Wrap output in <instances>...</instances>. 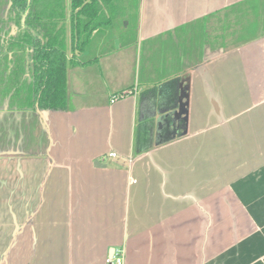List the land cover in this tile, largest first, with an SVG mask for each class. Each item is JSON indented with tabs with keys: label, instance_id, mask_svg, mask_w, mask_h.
<instances>
[{
	"label": "crops",
	"instance_id": "crops-1",
	"mask_svg": "<svg viewBox=\"0 0 264 264\" xmlns=\"http://www.w3.org/2000/svg\"><path fill=\"white\" fill-rule=\"evenodd\" d=\"M247 1L110 0L91 62L67 65L65 111L29 106V50L19 27L0 30V264L115 251L124 264H264V0ZM239 16L244 39L225 46ZM174 77L187 124L169 141L157 86ZM145 120L153 146L133 156ZM31 126L44 145L28 143Z\"/></svg>",
	"mask_w": 264,
	"mask_h": 264
},
{
	"label": "trees",
	"instance_id": "trees-1",
	"mask_svg": "<svg viewBox=\"0 0 264 264\" xmlns=\"http://www.w3.org/2000/svg\"><path fill=\"white\" fill-rule=\"evenodd\" d=\"M248 0L245 3H253ZM12 11L18 18L19 37L23 49L29 50L30 84L28 104L34 111H65L67 108V65H88L75 61L74 53L84 52L89 46V39L96 29L107 26L102 21V6L110 0H12ZM245 3H241L245 4ZM240 6V5H239ZM257 7H254V11ZM66 24L70 53L66 47ZM21 48V46H19ZM24 50V53L26 51ZM178 77L167 79L157 86L159 96L158 109L161 114H172L177 111L180 101ZM120 92L114 97H122ZM186 94V93H185ZM183 109L175 120L168 118L171 139L186 134L187 105L184 98ZM162 143H156L159 146ZM153 146L152 126L149 121L136 124L133 140V156L145 153Z\"/></svg>",
	"mask_w": 264,
	"mask_h": 264
},
{
	"label": "rangeland",
	"instance_id": "rangeland-1",
	"mask_svg": "<svg viewBox=\"0 0 264 264\" xmlns=\"http://www.w3.org/2000/svg\"><path fill=\"white\" fill-rule=\"evenodd\" d=\"M12 0H0V30L1 31H9V29L12 27H16L17 30H18V21H17V17L14 15L13 11H12ZM254 13H258L257 11H254ZM254 16V15H253ZM255 18V16H254ZM224 19V16H222V20ZM236 28H237V36H233L231 38L227 37L225 39H223V44L225 43V46H231L233 44H238L240 43L244 38L243 36L245 35L242 31H244V27H243V24L242 22L244 23L245 25V22H244V17L241 18L240 16L237 18L236 20ZM14 22V24L12 23ZM135 26L136 25H133L131 24L129 29L127 28L125 34L123 35L124 37V40L126 43H129V44H134L133 41L135 39ZM240 29L242 31H240ZM221 30V31H220ZM220 30H217L218 33H221L223 34L226 30V26L224 24L221 25L220 27ZM66 47H67V52L69 55H71V51H70V47H69V39H68V25L66 24ZM220 31V32H219ZM243 38V39H242ZM115 43V41H113ZM137 49L140 48V47H136ZM89 46L85 49L84 52H75L74 53V56H73V59L76 61H79V62H84V61H87L89 60ZM86 75H85V78H82V82H81V89L83 90L84 92V95L86 97H80V102H85L87 100H89V67L86 68ZM33 127L31 126V129H30V132H29V141L28 143L31 144L33 146V144H41L43 142V145L45 144V139L44 137H39L38 136V131H34V135H33ZM37 145H34V148L36 147ZM27 152V151H26ZM19 155H21V151L17 152ZM7 159V155H5V153H1L0 155V161L1 160H6ZM1 174H4V173H1Z\"/></svg>",
	"mask_w": 264,
	"mask_h": 264
},
{
	"label": "water",
	"instance_id": "water-1",
	"mask_svg": "<svg viewBox=\"0 0 264 264\" xmlns=\"http://www.w3.org/2000/svg\"><path fill=\"white\" fill-rule=\"evenodd\" d=\"M184 88H181V92H180V101H179V107L177 109L176 112L172 113L171 115L170 114H162V119H160V121H157V130L158 131H161L164 129V126H166L165 124L168 122V118H171L172 117V122L174 123V120L180 116L181 112H182V109H183V102H182V98L185 97L187 98L186 95H184V91H183ZM185 105H187V102L184 103ZM166 122V123H165ZM168 124V123H167ZM169 126V125H168ZM158 138V136L156 137ZM95 166H98V161H95Z\"/></svg>",
	"mask_w": 264,
	"mask_h": 264
},
{
	"label": "built area",
	"instance_id": "built-area-1",
	"mask_svg": "<svg viewBox=\"0 0 264 264\" xmlns=\"http://www.w3.org/2000/svg\"><path fill=\"white\" fill-rule=\"evenodd\" d=\"M113 99H116L115 97H113ZM110 158H115L116 155L114 153H110L108 155ZM107 264H124V259L122 256V252L121 251H115L112 255L111 258H108L106 260Z\"/></svg>",
	"mask_w": 264,
	"mask_h": 264
},
{
	"label": "flooded vegetation",
	"instance_id": "flooded-vegetation-1",
	"mask_svg": "<svg viewBox=\"0 0 264 264\" xmlns=\"http://www.w3.org/2000/svg\"><path fill=\"white\" fill-rule=\"evenodd\" d=\"M12 6V5H11Z\"/></svg>",
	"mask_w": 264,
	"mask_h": 264
}]
</instances>
